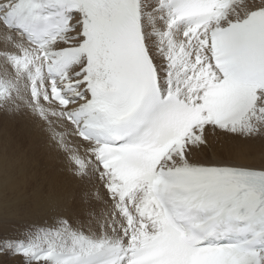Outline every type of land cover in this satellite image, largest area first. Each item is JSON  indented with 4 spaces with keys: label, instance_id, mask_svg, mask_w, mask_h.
<instances>
[{
    "label": "snow or ice",
    "instance_id": "6c2138e0",
    "mask_svg": "<svg viewBox=\"0 0 264 264\" xmlns=\"http://www.w3.org/2000/svg\"><path fill=\"white\" fill-rule=\"evenodd\" d=\"M19 35L48 61L30 94L58 109L36 111L77 191L0 236V264H264V157L233 162L264 145V0H0L16 67ZM211 135L240 153L198 158Z\"/></svg>",
    "mask_w": 264,
    "mask_h": 264
},
{
    "label": "bare ground",
    "instance_id": "6f19581e",
    "mask_svg": "<svg viewBox=\"0 0 264 264\" xmlns=\"http://www.w3.org/2000/svg\"><path fill=\"white\" fill-rule=\"evenodd\" d=\"M26 52L29 55L30 59L24 66L16 67V66H13L8 60L0 59L4 64L3 66L2 64L0 65V75H3L2 80H0V88L6 87L5 92L0 93V94H6L8 90H11L14 93V98L16 97V98H19V100H22L24 97H26V104L29 108V114L23 110L19 112L18 114L20 118L24 120H28L35 126V129H36L35 132L38 133V137L40 141L44 144L45 149L52 150L47 140L48 137L46 138L45 133L47 132V129L44 123V119L38 114V112L36 111V108H37V104L42 105L46 109L45 115L50 120L57 119L54 113H56L58 109L56 105L50 100L47 103L43 101H38L37 103H33V98H32V95L30 94L29 79H27V74L33 71L35 67H38L39 65L43 64L44 59L41 56L40 48L35 47L30 42L26 41L23 35H19L18 45H17V48L14 49V54L20 55L23 57ZM39 88L43 90L44 87L41 84L39 85ZM20 122L18 123L17 133L19 134V139H22L24 142L27 143V147L29 148L27 150V154L13 153L15 151L14 147L16 145L11 146V144L8 143V142H13L14 140L17 139L14 135V132L12 131V126H9L8 124L4 123L5 125L3 126L1 125L0 127V138L4 139V140L2 139L3 141L0 139V198L5 197L4 195L6 193H11L14 196L18 195L20 193L19 191L21 190V188H24L23 186H25V182L21 180L22 177L20 174H18L20 171L19 167L22 166V165L20 166L19 163H21L20 161L21 159H23L24 163L28 165H30L31 162H33V165L37 169H40L43 165L47 166V168L41 172V176H40L39 170H36L38 173L36 175L32 173L33 174L32 179H34V181H37L38 184H39L38 176L42 178L44 175H46V177L43 178V180H46V181L42 183L45 186L47 194L43 195L42 197H39L40 196L39 192L33 191V194H32L33 196L31 197L32 199L36 200L40 198H43V199L47 198L48 200L45 199L46 204H47V201L51 200L52 202H54V204L61 203L64 205L65 198H67L70 202H72L71 196L77 191V187H76L74 178L69 176L66 172H64L62 167L61 169L58 168V161L59 159H61L60 161L63 160L62 156L60 154H57L55 151H51L49 154H44L43 152H41L37 148V144L34 142L36 135L33 137V131L28 127L19 125V124H22ZM8 126L10 130L8 129ZM8 132L12 133V137H10ZM209 142H210V147L208 149H205L203 153H198L197 154L198 158H210L214 160H231L233 157H236L241 151L240 142L233 140L229 137H225L223 135H211L209 137ZM86 147L87 146H85V148ZM19 149H22L20 145H19ZM244 150L254 153L255 159L254 160L236 159L233 162L254 163L256 165H259V163L261 162V158L264 157V145H262L261 142L257 141L254 144L246 146ZM11 157H15V158H13V160L11 161L10 160ZM96 183L98 184L99 182L97 181ZM1 203H3V201H1ZM66 205H68V203H66ZM43 209L45 210V208ZM30 211H32V209ZM65 211H66V208H65ZM68 212L69 214H72L71 210H68ZM8 213H5V215L7 214L6 216H3V215L2 216L7 217ZM83 220L85 221L84 227L96 228L95 224L87 222L88 217H84ZM96 230H98V228Z\"/></svg>",
    "mask_w": 264,
    "mask_h": 264
},
{
    "label": "rangeland",
    "instance_id": "374dc122",
    "mask_svg": "<svg viewBox=\"0 0 264 264\" xmlns=\"http://www.w3.org/2000/svg\"><path fill=\"white\" fill-rule=\"evenodd\" d=\"M1 62L2 61L0 60V65L2 64V66H3L4 64H3V62L2 63ZM2 77H3V75H0V80H2ZM5 90L1 91L0 93L5 92ZM17 99L19 100V98H16V97L14 98V93H13V99H12L11 102H5V104L0 105V127H1V125L3 126L5 124H8L9 126H12V131L14 132V135L17 138L13 142H8V143L11 144V146H15L16 145L14 147L15 151L13 153H15V154H27V150L29 149L27 147V143L24 142L22 139H19V134L17 133L18 132L17 127H18V123L20 121H21L20 123H22V124H19V125H23L25 127L30 128L33 131V137L36 135L35 139H34V142L37 144V148L41 152H43L44 154H49L51 151H54L53 149L52 150H46L45 147H44V144L40 141V139L38 137V133L35 132L36 131L35 126L31 122H29L28 120H24V119L20 118L18 113L23 110V111H25L26 113L29 114V108H28V106L26 104V97H24L23 99L21 98L22 100H19V101ZM11 103L18 104L19 108H14V107L10 106ZM5 120H6V122H5ZM9 126H8V129L10 130ZM45 134H46V138H47L48 137L47 136V132ZM9 135H10V137H12V133H9ZM0 139L2 140L3 138H0ZM47 140H48V138H47ZM48 142H49V140H48ZM17 144H19L22 149H19V145H17ZM49 146H50V142H49ZM56 153L59 154L58 152H56ZM13 158H15V157H11L10 160L12 161ZM60 160L61 159H59V161L57 160L58 161V168L61 169V167H62L63 171L65 172L64 165H63L64 161L63 160L60 161ZM20 162L22 164L19 163V165L20 166L22 165V166L19 167L20 171H19L18 174L21 175V177H22L21 180H23L25 182V186H23L24 188H21V190L19 191L20 193L18 195L14 196L11 193H6L4 195L5 197L0 198V236L18 235L21 232H23L25 229H28V228L35 229L36 227H39V226L49 225V224L53 223V218H54V216L57 213H59V212H63L64 213L65 212L64 214H69L68 210H71V208L75 209V203L72 204V202H70L67 198H65V204L64 205L61 204V203H57V204L55 203L54 204V202H52L51 200L47 201V204H46L45 199L48 200L47 198H45V199L40 198V199H36V200L32 199L31 197L33 196L32 195L33 191H38L39 194H40L39 197H42L43 195L47 194L45 186L42 183V182L46 181V180H43V178L46 177V175H44L42 178H40L41 172L43 170H45L47 168V166L43 165L40 169H37V168H35V166L33 165V162H31V161H30L31 162L30 165L25 164L23 159H21ZM60 162H61V164H60ZM36 170L40 171V176H38L39 184H38L37 181H34V179H32V176H33L32 173H34L35 175L38 174ZM1 201H3V203H1ZM34 203H36L37 205L34 204ZM66 203H68V205H66ZM43 208H45V210ZM65 208H66L67 212L65 211ZM31 209H32V211L33 210L34 211L33 212L30 211ZM5 213H8L7 217H3V216L7 215V214L5 215ZM37 215H39V216H37ZM24 221H25V223H24ZM8 264H11V261H8Z\"/></svg>",
    "mask_w": 264,
    "mask_h": 264
}]
</instances>
